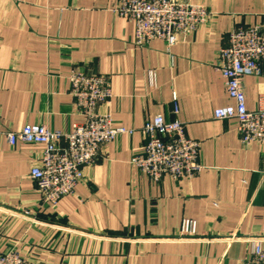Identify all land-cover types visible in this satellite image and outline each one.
Returning <instances> with one entry per match:
<instances>
[{"label":"crops","instance_id":"1","mask_svg":"<svg viewBox=\"0 0 264 264\" xmlns=\"http://www.w3.org/2000/svg\"><path fill=\"white\" fill-rule=\"evenodd\" d=\"M210 16L166 50L139 47L118 0H0V254L35 264H244L264 237V143H243L217 68L235 28L264 25V0H183ZM72 69L104 76L112 90L98 112L134 130L102 145L72 195L44 202L30 170L43 146L5 137L25 125L69 132L82 121L70 94ZM247 107L264 94L260 75L242 80ZM176 102L178 114H174ZM156 115L180 120L199 142L202 170L152 181L130 162ZM62 144H65L62 142ZM197 223L183 237V219Z\"/></svg>","mask_w":264,"mask_h":264},{"label":"built area","instance_id":"2","mask_svg":"<svg viewBox=\"0 0 264 264\" xmlns=\"http://www.w3.org/2000/svg\"><path fill=\"white\" fill-rule=\"evenodd\" d=\"M115 10L134 22L137 46L158 39L164 41L167 51L176 45L180 36L191 35L210 16L202 5L183 0H118ZM262 67L264 25L233 29L228 45L219 49L217 68L234 104L214 109L213 115L219 120L235 119L243 143H264V94L259 95L256 108L250 110L242 85L245 77L260 75ZM68 80L70 94L82 116L81 122L74 123L69 132L33 124L5 133L12 146L18 142L43 146L39 164L31 168L30 176L44 202L53 207L63 197L74 194L84 177V168L94 161L102 145L113 142L120 135L134 133L132 129L114 126L108 114L98 112L99 105L109 103L113 96L106 77L72 69ZM174 100L173 112L178 114L175 96ZM141 132L145 137L144 146L130 162L152 181H160L166 175L173 179L192 178L202 170L199 142L187 137L180 120H166L156 115L144 123ZM180 234L194 237L196 221L183 219ZM0 264L35 263L11 250L0 254ZM244 264H264V237L252 243L250 258Z\"/></svg>","mask_w":264,"mask_h":264}]
</instances>
